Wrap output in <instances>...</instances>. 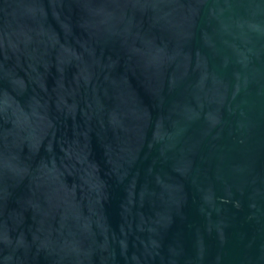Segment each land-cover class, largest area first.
<instances>
[{"label":"water","instance_id":"95a60500","mask_svg":"<svg viewBox=\"0 0 264 264\" xmlns=\"http://www.w3.org/2000/svg\"><path fill=\"white\" fill-rule=\"evenodd\" d=\"M0 264H264V0H0Z\"/></svg>","mask_w":264,"mask_h":264}]
</instances>
